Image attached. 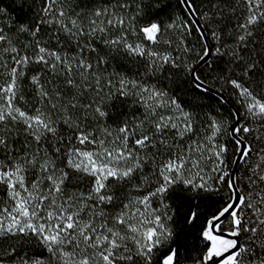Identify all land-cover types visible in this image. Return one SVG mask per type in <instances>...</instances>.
Masks as SVG:
<instances>
[{"label": "snow or ice", "instance_id": "6c2138e0", "mask_svg": "<svg viewBox=\"0 0 264 264\" xmlns=\"http://www.w3.org/2000/svg\"><path fill=\"white\" fill-rule=\"evenodd\" d=\"M0 264H264V0H0Z\"/></svg>", "mask_w": 264, "mask_h": 264}]
</instances>
